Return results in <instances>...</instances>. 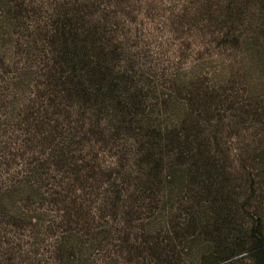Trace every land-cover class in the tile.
I'll return each mask as SVG.
<instances>
[{
	"label": "trees",
	"instance_id": "obj_1",
	"mask_svg": "<svg viewBox=\"0 0 264 264\" xmlns=\"http://www.w3.org/2000/svg\"><path fill=\"white\" fill-rule=\"evenodd\" d=\"M4 1L12 29L19 5ZM110 2L68 0L31 27L23 67L0 66L14 104L0 112V264H264V112L194 81L174 95L123 45ZM259 3L217 11L251 62L264 16L254 38L232 31ZM224 109L260 132L220 135L242 124Z\"/></svg>",
	"mask_w": 264,
	"mask_h": 264
},
{
	"label": "rangeland",
	"instance_id": "obj_2",
	"mask_svg": "<svg viewBox=\"0 0 264 264\" xmlns=\"http://www.w3.org/2000/svg\"><path fill=\"white\" fill-rule=\"evenodd\" d=\"M3 1L0 0V4L4 5ZM230 1L112 0L108 13L132 57L143 65L147 75H156L157 80H162L160 83L172 87L174 95L184 97L187 92L184 84L194 81L195 88L210 86L225 97L252 100L264 112V60L251 62L245 48L229 44L231 37L226 33L231 29L217 17V11L229 5ZM14 2L12 7L17 4L19 7L11 13L18 24L12 29L9 25L13 22L0 6V66L5 67L6 72L10 70L11 58L12 68L23 67L26 59L19 52L27 49L31 27L33 30L38 25H45L47 18L58 8H63L68 0ZM262 9L260 3L245 7L242 27L236 26L232 31L235 36L254 38L255 31L262 24ZM9 95L4 101L1 99L0 112L7 113L14 106ZM219 115L226 122L242 123L232 129L227 127L220 135L245 138L260 132L254 123L234 117L229 110L224 109ZM9 160L11 167L6 171L15 174L22 167L19 154L15 158L10 156Z\"/></svg>",
	"mask_w": 264,
	"mask_h": 264
}]
</instances>
